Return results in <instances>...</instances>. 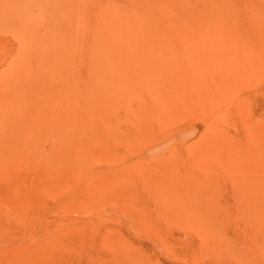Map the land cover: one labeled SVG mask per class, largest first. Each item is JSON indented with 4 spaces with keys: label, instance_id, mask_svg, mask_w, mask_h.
Here are the masks:
<instances>
[{
    "label": "rangeland",
    "instance_id": "obj_1",
    "mask_svg": "<svg viewBox=\"0 0 264 264\" xmlns=\"http://www.w3.org/2000/svg\"><path fill=\"white\" fill-rule=\"evenodd\" d=\"M247 166L264 173V0H0V264H96L117 233L197 264L187 220L230 219Z\"/></svg>",
    "mask_w": 264,
    "mask_h": 264
},
{
    "label": "bare ground",
    "instance_id": "obj_2",
    "mask_svg": "<svg viewBox=\"0 0 264 264\" xmlns=\"http://www.w3.org/2000/svg\"><path fill=\"white\" fill-rule=\"evenodd\" d=\"M253 166L254 165L252 164L251 167H253ZM248 168L249 169L247 170V172H245L246 173L245 176H239V172H237L236 177L232 176L233 177L232 183L230 181L231 186L230 185L225 186V187L231 188L232 193H233L231 202H232L234 212L231 213L230 219H228L229 217H226V215H227L226 213H224V214H226V215H224L225 217H222V216L220 217L218 215L219 212L216 209V205H219V203H220V202H218V204L217 203H214V204L210 203V209L207 206H204L206 208L207 212L209 211L208 212L209 217L204 221H202L204 217L200 218V217H197L195 215L190 216L191 219L189 218L192 225H190L188 223L189 220H187V222L185 220H181L182 225H185V223L183 224L184 221L187 223L185 228H188V229L190 228V230H193L194 233H196L198 236L196 247H195V249L198 250V252L194 256L195 259H193V261L197 262V264H264V176H262V175H264V173L253 171L250 167H248ZM241 177H243V179ZM251 194H254L253 197L258 198V199L255 200L253 197L250 199L249 197ZM205 195L206 194H204V195L202 194L203 197ZM191 198H192L191 200H193L195 197H191ZM247 198H249V200ZM193 203H194L193 204L194 206H197V207L202 206L200 202L199 203L195 202V200H193ZM189 205H191V204H189ZM206 205H208V204H206ZM185 206H186V204H181L180 205L181 208L179 207L177 209V211L178 210L183 211L182 214L185 213L186 211L189 213L194 212L193 214H195V211H193V210L191 211V209H188V210L185 209L188 205L186 207ZM192 207L193 206L188 207V208H192ZM218 207H221V206H218ZM144 212H146V211H144ZM179 216L180 215L173 216V217H171V219L172 220H174V219L179 220L178 219ZM162 217H164V216H162ZM192 217H194V218L192 219ZM185 218L186 217H182V219H185ZM196 218H200V219L197 220ZM135 219L137 222L136 217H135ZM176 220H174V221H176ZM193 220H197V222L201 221V227L198 228L197 226L193 225V223L196 222V221L193 222ZM136 222H134V224H133V226L135 228H136V226H135ZM179 222H180V220H179ZM140 225H142V224L137 225L138 230H139V227H141ZM163 227H165V226H163ZM179 228L181 229V227H179ZM138 230H136L139 233L138 235H141L142 230L141 231H138ZM136 231H134V232H136ZM172 232H173V230L171 231V233ZM135 234H137V233H134V235ZM166 234L169 236L172 235L169 233V231H167ZM130 236H131V234H130ZM157 237H160V236L158 235ZM82 238L83 237L81 236V240H82ZM105 238H106L105 240L107 242H109L108 246L106 247V250L109 252L108 253L109 257L107 256V254L104 255V253H99V252L97 253V251L96 252L94 251L93 253L96 254L95 256H97V254H99V255L103 254L104 255V256L102 255V257H100V258H99V256L97 257V258H99V259H97V260H99V262L96 264H105L104 261L108 262L106 264H136V263L137 264H139V263L140 264H153L151 257L149 258L148 256H146V254L140 255V258H139L137 256V253H139L138 251H136L134 253V251H132L130 249L133 253L132 254L129 253V251H127V250H128V247H130L131 245H129L128 243L125 244V242L122 240V238H120V236H118V233L115 236L105 237ZM147 238H144V240H146ZM162 238H165V237L163 236ZM161 240H163V239H161ZM158 242H160V241H158ZM103 243H105V242L104 241L102 242L101 248H102V250H105V248L103 249V245H105ZM136 243H137V245H141V244H138V242H136ZM169 246H171V245L169 244ZM122 247H124V248L122 249ZM187 247H188V251H190V253H192L191 249H193V248L191 246H187ZM189 247H191V249H189ZM171 249H174V248H171ZM195 249H193V250H195ZM63 250H65V249H63ZM67 250L68 251L65 250L66 253L70 252V249H67ZM77 250H79V249H77ZM106 250L104 251L105 253H106ZM181 250L183 251V248ZM143 251L146 252L145 250H143ZM182 251H180V252H182ZM187 252H185V253H187ZM88 253H90V252H88ZM185 253H183V254L181 253L180 255L184 256V255H186ZM67 254H69V253H67ZM133 254H135V255H133ZM190 255L192 256L193 254H190ZM155 256H156V254H155ZM65 257H67V255H65ZM132 257H133V259H132L133 261L131 260ZM75 258H76V256L74 257V259ZM84 258L87 259L86 256ZM90 258L91 257H89L88 261H91V262L94 261L93 259L90 260ZM184 258H185V256H184ZM67 259H68V257H67ZM72 259L70 260L71 262H73L75 260L79 262V260H77V259H75L73 261H72ZM79 259H80V257H79ZM81 260L83 261L84 259L81 258ZM178 260L181 262L180 259H178ZM85 261L87 263V260H84V262ZM182 262H184V260H182ZM189 263L187 262L186 264H189ZM76 264H77V262H76ZM88 264H90V263L88 262Z\"/></svg>",
    "mask_w": 264,
    "mask_h": 264
}]
</instances>
